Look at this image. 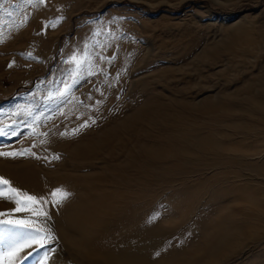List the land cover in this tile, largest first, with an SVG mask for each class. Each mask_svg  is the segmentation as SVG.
Wrapping results in <instances>:
<instances>
[{
  "label": "rangeland",
  "instance_id": "obj_1",
  "mask_svg": "<svg viewBox=\"0 0 264 264\" xmlns=\"http://www.w3.org/2000/svg\"><path fill=\"white\" fill-rule=\"evenodd\" d=\"M85 42L91 56L77 62L90 65L63 95L65 61ZM97 42L103 48H93ZM100 53L115 59H94ZM258 101L264 103V0H0V152L25 153L0 156V177L9 181L0 198L23 209L0 212L10 222L0 225V254L20 246L13 264H81L64 243L73 232L63 228L62 211L80 200L84 176L102 172L106 157L128 167L122 180L110 174L94 184L120 197L96 213L100 229L77 233L92 251L150 252L153 264H264V223L257 232L243 229L245 217L258 218L252 202L264 204ZM200 139L229 151L201 152ZM90 141L105 154L87 167L70 152ZM13 165L32 168L30 178L40 184L25 185L27 172H13ZM233 228L245 230L240 248L222 259L208 254ZM29 234L38 242L25 243ZM201 252L204 259L195 258Z\"/></svg>",
  "mask_w": 264,
  "mask_h": 264
},
{
  "label": "bare ground",
  "instance_id": "obj_2",
  "mask_svg": "<svg viewBox=\"0 0 264 264\" xmlns=\"http://www.w3.org/2000/svg\"><path fill=\"white\" fill-rule=\"evenodd\" d=\"M254 103V102H253ZM256 109H258V111L260 112V114H263L264 115V103L262 102H255L254 105H253ZM136 111V110H135ZM155 111V110H154ZM226 112V111H225ZM131 116V115H130ZM132 116H133V113H132ZM139 116V115H138ZM149 116V115H148ZM145 117V116H144ZM160 117V116H159ZM169 117V116H168ZM172 117V116H171ZM127 119H128V116H127ZM170 120V119H167V121ZM165 121V120H164ZM171 121V120H170ZM136 122V121H135ZM140 122V121H139ZM151 123V122H150ZM169 123V122H168ZM167 123V124H168ZM263 123V122H262ZM128 124V123H127ZM146 124V123H145ZM173 124V123H172ZM125 125V124H124ZM129 125H130V122H129ZM159 125V124H158ZM237 125V124H236ZM134 126V125H133ZM143 126V125H142ZM114 127V126H113ZM123 127V126H122ZM126 127V126H125ZM140 127V126H139ZM161 127V126H160ZM233 127V126H232ZM114 129V128H113ZM119 129V128H118ZM124 129V128H123ZM133 129V128H132ZM150 129V128H149ZM156 129V128H155ZM142 130V129H141ZM141 130H139L141 132ZM151 130V129H150ZM153 130V129H152ZM151 130V131H152ZM161 130V129H160ZM121 131V129L119 130ZM132 132V130H129ZM238 131V130H237ZM122 132V131H121ZM111 133H113L111 131ZM167 133V132H166ZM114 134V133H113ZM112 134V135H113ZM125 134V133H124ZM136 134V133H135ZM139 134V133H138ZM149 134V133H148ZM151 134V133H150ZM165 134V133H164ZM116 135V134H114ZM118 135V134H117ZM169 135V134H168ZM103 137V135H101ZM136 136V135H135ZM164 136V135H163ZM177 136V135H176ZM100 137V136H99ZM170 137V136H169ZM173 137V136H172ZM107 138V137H106ZM132 138V137H131ZM135 138V137H134ZM149 138V137H148ZM151 138H154L153 136H151ZM166 138V137H164ZM168 138V137H167ZM97 139V138H96ZM137 139V138H136ZM105 141V140H104ZM139 141V140H137ZM176 141V140H175ZM141 142V141H140ZM105 143V142H104ZM104 143H103V146H104ZM112 143V142H111ZM114 144V142H113ZM143 145V144H142ZM137 148L138 146L135 145ZM134 146V147H135ZM140 146V145H139ZM196 146H198V150H201L204 151V152H209V153H223V152H226V151H229V148H226V147H223L221 146L219 143H215V142H210L209 140H201L199 142L196 143ZM102 147V145H101ZM101 147H94L93 146V142L90 141L89 143L87 144H81V145H78V146H75L72 150H71V156H72V159L74 160H77V159H82L84 161H86V166H90L93 162V160H95V155H97L98 153L102 152L103 154H105L103 152V150L101 149ZM105 148V147H104ZM103 148V149H104ZM114 148V147H113ZM144 148V146H143ZM150 148V147H149ZM153 148V147H151ZM183 148V147H182ZM68 149V148H67ZM129 149V148H127ZM136 149V148H135ZM139 149V148H138ZM159 149V148H158ZM146 150V149H145ZM152 150V149H151ZM163 150V149H162ZM160 150V151H162ZM182 150V149H181ZM114 151V150H113ZM153 151V150H152ZM172 151V150H171ZM183 151V150H182ZM180 151V152H182ZM187 151V150H186ZM234 152V150H232ZM128 152V151H127ZM155 152V151H154ZM166 152V151H164ZM176 152V151H175ZM132 153V152H131ZM134 153V152H133ZM151 153V152H150ZM172 153V152H170ZM115 154V153H113ZM130 154V153H129ZM136 154V153H135ZM153 154V153H152ZM183 155V153H181ZM193 154V153H192ZM121 155V154H120ZM178 155V154H177ZM188 155V154H187ZM116 156V154H115ZM133 156V155H132ZM131 156V157H132ZM164 156V155H163ZM166 156V155H165ZM169 156V155H168ZM172 156V155H171ZM186 156V155H185ZM117 157H118V153H117ZM170 157V156H169ZM177 157V156H176ZM188 157V156H187ZM195 157V156H193ZM116 158V157H115ZM129 158V157H128ZM168 158V157H167ZM181 158V156H180ZM184 158V157H183ZM127 159V158H126ZM131 159V158H130ZM164 159V158H163ZM171 159V158H170ZM190 159V158H189ZM108 160H111V159H107L106 157L103 159V162H104V165L102 166L101 168V171L100 173H89V174H86L84 177H86L89 181V183L86 185V192L85 193H81L80 195V200L76 203H72L69 205V207H65V209H63L62 211V218L66 219L67 220V225L64 226L63 228H66L68 231H72L73 234L70 235H64L63 236V240H64V243L66 245V248L67 250L71 253L72 256H74L76 258V260L83 264H153L152 263V255L150 252H139L138 250L137 251H134L133 252H129L131 250H125L127 251V254L125 253V255H121V256H118V255H104L103 254V250L100 251H92L93 248H89V244H91L89 241H87V239L85 240L84 238H81V236H79L78 234H80V232H83V233H86V236L87 235H91L92 232L96 231L98 225L100 223L96 222L97 221V212H101L104 210H107L109 209L108 207L110 206V201L112 199L115 198V200L120 197L118 195H115V193H112L107 187L108 185H104L103 183V186H100L99 187H96L94 184L96 181H101V178L104 177L105 175H110V174H113V176H120L121 173H125L124 170L127 169V165L124 164L125 161H121V163H118L117 164H111V162H109ZM117 160V159H116ZM118 160H119V157H118ZM156 160V159H155ZM165 160V159H164ZM192 160V159H191ZM113 161V160H112ZM130 161V160H128ZM139 161V160H137ZM142 161V160H141ZM140 161V162H141ZM167 161V159L165 160ZM193 161V160H192ZM73 162V161H72ZM126 163V162H125ZM134 164V163H133ZM135 165V164H134ZM140 165V164H139ZM92 166V165H91ZM94 166V165H93ZM11 167V168H9ZM170 167V166H169ZM8 168L10 170H13V172H23V173H26L24 174V179H23V182L25 185H29V186H38L37 184H40L38 181H36V179H31V173H32V168H28L26 165H23V166H19V165H13V166H8ZM35 168V167H34ZM133 168L134 167H130ZM139 168V166H138ZM173 168V167H172ZM175 168V166H174ZM136 169V168H135ZM168 169H171V168H168ZM54 172V171H53ZM140 172V171H138ZM264 172V171H263ZM39 173V171H38ZM55 173V172H54ZM53 173V174H54ZM119 173V174H118ZM131 173V172H130ZM137 173V172H136ZM47 174V173H45ZM52 174V176H53ZM128 174V173H127ZM140 174V173H139ZM50 175V173H49ZM102 175V176H101ZM41 177L39 175H36V177ZM123 175H121V178L119 179H123L122 178ZM141 176V175H140ZM33 177V176H32ZM37 177V178H38ZM47 177V176H46ZM56 177V175H55ZM136 177V176H135ZM139 177V176H138ZM159 177V176H158ZM39 179V178H38ZM37 179V180H38ZM47 179V178H46ZM45 179V181H46ZM136 179V178H135ZM42 180V179H40ZM54 180V179H53ZM92 181H94L92 183ZM48 182V181H47ZM102 182V181H101ZM99 182V184L101 183ZM109 182V181H108ZM46 183V182H45ZM59 183V182H58ZM57 183V184H58ZM110 183V182H109ZM138 183V182H137ZM41 186V185H40ZM45 186V185H44ZM60 185H58L57 188H59ZM31 188V187H30ZM36 189V187H35ZM38 189V188H37ZM41 189V188H40ZM51 189V188H50ZM48 189V190H50ZM61 189V188H59ZM76 190V189H75ZM41 191V190H40ZM53 192V191H52ZM101 192V193H100ZM49 193V192H48ZM100 193V196L99 194ZM50 194V193H49ZM52 194V193H51ZM39 195V194H38ZM2 195H0L1 197ZM48 197V196H47ZM50 197V196H49ZM58 198V197H57ZM49 199V198H48ZM120 200V199H119ZM252 200V199H251ZM55 201H58V200H55L54 199V202ZM71 201V200H70ZM72 202V201H71ZM120 202V201H119ZM51 203V202H50ZM241 203V202H240ZM243 203V202H242ZM113 204H116V203H113ZM112 205V203H111ZM245 207V205H244ZM243 207V208H244ZM9 208L11 209H15V208H20L19 204L14 201V200H11V199H8L6 201H4L3 199L0 198V212L2 211H5V210H8ZM116 208V207H115ZM118 208V207H117ZM120 208V207H119ZM248 208V207H247ZM256 208V211H257V214H258V218H254L252 216V220L249 219L248 217H245L246 219V226L245 228L243 229H246V228H249V229H252L253 232L254 231H258L259 229V226L260 224L262 225V223H264V204L262 205V203L260 201H257V202H252V213H254V209ZM54 209V208H53ZM114 209V208H113ZM121 209V208H120ZM123 209V208H122ZM125 209V208H124ZM115 210V209H114ZM117 210V209H116ZM128 210V208H127ZM250 210V209H249ZM125 210H123V212H125ZM130 211V210H129ZM134 211V210H133ZM127 212V211H126ZM111 212H109L110 214ZM238 214H240L239 212H237ZM248 213V212H247ZM252 213L250 215H252ZM114 214V212H113ZM122 211H121V214L120 216L122 217ZM231 214V213H230ZM116 215V214H115ZM124 215V214H123ZM254 215V214H253ZM107 216V215H106ZM105 216V218H106ZM118 216V214H117ZM119 216V217H120ZM125 217V216H124ZM248 218V219H247ZM102 219V218H101ZM100 219V220H101ZM99 220V222H100ZM121 220V219H120ZM130 220V219H128ZM255 220H257L258 222H254ZM122 221H125V219H123L122 217ZM127 221V220H126ZM128 222V221H127ZM245 222V221H243ZM108 224V223H106ZM230 224V223H229ZM123 225V223H122ZM128 225V224H127ZM228 225V224H227ZM117 226V225H116ZM124 226V225H123ZM125 227V226H124ZM225 227V226H224ZM228 227V226H227ZM232 227V226H231ZM230 227V228H231ZM236 227V226H235ZM262 227V226H261ZM61 228V226H60ZM99 228V227H98ZM105 228V227H104ZM113 228H117V227H112ZM127 228V227H126ZM229 228V227H228ZM100 229V228H99ZM98 229V230H99ZM225 229V228H224ZM240 228H233V232L231 233L232 235H229L228 233L226 234V230H224L225 232V236L224 235H221V239L219 240V244L216 245V247L212 248L211 252L212 253H208V254H214V257L217 258L219 257V259H222L223 257L221 256H224V255H227L230 251H235L238 246H239V243L241 242L242 238L244 237L245 235V230L243 229H240ZM104 230V229H103ZM107 231V230H106ZM99 231H97L98 233ZM78 233V234H77ZM95 233V232H94ZM96 233V234H97ZM107 233V232H106ZM111 233V232H110ZM99 234V233H98ZM109 234V233H108ZM30 235V234H29ZM103 234L101 233V236ZM84 236V235H83ZM97 236V235H96ZM109 236V235H108ZM107 235H105V238L108 237ZM252 236V234H251ZM99 237V236H98ZM97 237V239H98ZM110 237V236H109ZM253 237H257V236H253ZM38 235H30L28 238H26L25 240V243L26 242H38ZM87 238V237H86ZM100 238V237H99ZM95 239V238H94ZM108 239V238H107ZM219 239V238H218ZM32 240V241H31ZM89 240V238H88ZM106 240V239H105ZM103 241V240H102ZM89 242V243H88ZM94 242V240H93ZM24 243V244H25ZM96 243V241H95ZM98 243V242H97ZM96 243V245H97ZM106 243V242H105ZM109 243V242H108ZM102 244V243H100ZM28 245V244H27ZM34 245V244H33ZM24 247V246H23ZM101 248V247H100ZM240 248V246H239ZM30 251V250H29ZM238 251V250H237ZM236 251V252H237ZM105 252V251H104ZM129 252V253H128ZM69 253V254H70ZM55 254V253H54ZM207 254V255H208ZM233 254V253H232ZM206 255V256H207ZM47 256V255H46ZM56 256V259H59L60 260V256L57 257V254L55 255ZM205 256V253L204 252H201L200 255H198V253L195 254V258L197 257H204ZM44 257V256H43ZM214 258V259H215ZM45 259V258H44ZM43 259V260H44ZM199 259V258H198ZM204 259V258H203ZM206 259H209L208 256L207 258L205 257V260ZM217 259V260H219ZM42 261V260H41ZM36 262V261H35ZM44 262V261H43ZM52 263L54 262L51 261ZM210 262V261H209ZM192 263V262H191ZM195 263V262H194ZM213 263V262H212ZM54 264V263H53ZM197 264V263H196ZM205 264V263H204ZM211 264V263H210Z\"/></svg>",
  "mask_w": 264,
  "mask_h": 264
},
{
  "label": "snow or ice",
  "instance_id": "obj_3",
  "mask_svg": "<svg viewBox=\"0 0 264 264\" xmlns=\"http://www.w3.org/2000/svg\"><path fill=\"white\" fill-rule=\"evenodd\" d=\"M41 2H43V0H41ZM100 34H101L100 31H96V32L92 33L93 37L99 36ZM108 35H111V31H109ZM93 48H103V45H100L97 42V44L93 45ZM87 49H88V42H85L84 47L79 52H74L72 54V56L69 57V59L65 61V63L69 64V69H68L67 77L65 79L61 80V84L64 85L65 88L67 89V91L63 95H68L71 93V89H72V87L75 86V82H78V78H79L80 74L85 71V66L90 65V61L87 58L80 60L79 63L77 62L78 56H83V57H90L91 56V53H89L87 51ZM94 59L107 60L109 63H111V61L115 59V56L105 57V56H103L102 53H100ZM89 74H92V73L89 72ZM101 74H102V70H101ZM69 79H73L74 83L70 85L68 83ZM63 95L61 96V98H63ZM10 127L11 126H9V128ZM5 131H6V129H0V135L5 134ZM13 134L18 135V133H13ZM33 147H35V145H33ZM24 154H25L24 152H9V153L0 152V156L12 157V158H15L16 156L24 155ZM37 158H39V157H37ZM0 185L8 186L9 181L3 177H0ZM10 191H11L12 196H14V197H19L21 195L20 190H18L16 188H11ZM61 192H62L61 189H57V190H54L51 195L55 197L58 195V193H61ZM0 195H3V193L0 192ZM68 195H69L68 193L63 192V198L64 199H66ZM10 198H12V197H10ZM25 198L28 201H34L37 204L48 203V201L45 198H37L35 196L28 195V194H25ZM60 202H62V201H55L54 203L58 204ZM16 210L21 211L23 209L18 208ZM4 215H5V213H0V216H4ZM44 215L46 217L47 213L45 212ZM9 223L10 222L8 220H0V225H7ZM15 224L23 225L24 222L23 221H15ZM19 251H20V246H15L13 248L8 249L6 252L0 254V264H13V260L16 258V254Z\"/></svg>",
  "mask_w": 264,
  "mask_h": 264
}]
</instances>
